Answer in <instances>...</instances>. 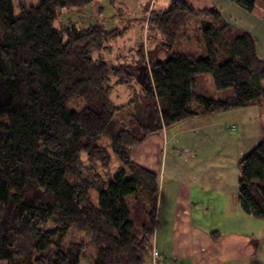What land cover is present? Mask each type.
Masks as SVG:
<instances>
[{"label": "trees", "instance_id": "trees-1", "mask_svg": "<svg viewBox=\"0 0 264 264\" xmlns=\"http://www.w3.org/2000/svg\"><path fill=\"white\" fill-rule=\"evenodd\" d=\"M227 1L248 13L257 4ZM94 2L0 0V264H80L86 252L93 264H149L159 176L132 161V148L187 119L264 110L257 40L217 8L171 0L146 9L163 57L147 56L140 43L115 61H95L92 48L131 26L55 27L61 10ZM193 24L190 53L180 41ZM199 76L209 78L214 95L196 93ZM128 87L139 89L114 104L112 93ZM225 90L233 97L218 98ZM113 155L125 166L114 176ZM239 168L241 208L264 220V141ZM30 188L40 193L36 201H26ZM10 208L13 223L4 228Z\"/></svg>", "mask_w": 264, "mask_h": 264}, {"label": "crops", "instance_id": "crops-1", "mask_svg": "<svg viewBox=\"0 0 264 264\" xmlns=\"http://www.w3.org/2000/svg\"><path fill=\"white\" fill-rule=\"evenodd\" d=\"M191 1L200 10L217 8L242 28L233 18L243 13L229 1ZM115 2L120 15L139 8L138 0ZM256 7L264 10V0ZM204 81L211 90L203 77L196 93L207 96L198 88ZM263 141L264 110L248 107L187 119L132 148V161L159 176L152 243L158 264H264V220L242 210L238 189L240 162Z\"/></svg>", "mask_w": 264, "mask_h": 264}, {"label": "rangeland", "instance_id": "rangeland-1", "mask_svg": "<svg viewBox=\"0 0 264 264\" xmlns=\"http://www.w3.org/2000/svg\"><path fill=\"white\" fill-rule=\"evenodd\" d=\"M115 1V0H114ZM171 0H138L139 8L133 14L128 15H120L118 13L117 8H113L110 5V0H95V2L82 9H73L61 10L60 18L55 22V27H62L69 23H76L78 26H89V25H104L107 29L111 30L116 27L124 28L127 26H131V28L127 31L124 37L119 38L118 40L111 41L106 45H101L99 48H92V55L95 61H99L102 59H108L110 61L117 60L120 56L128 55L130 50L136 49L140 43H143L144 50L147 56H163L162 50L160 51L161 39L158 36L150 33L147 30V18L148 13L145 10L149 9H163L168 7ZM33 0H28V3L31 4ZM116 7V2H115ZM242 11V16H236L233 19L237 20L240 23L241 29L250 32L257 40V52L258 55L264 59V10L257 9L252 13ZM240 28V27H238ZM197 27L195 24L190 25L185 31L184 38L181 39L180 44L185 46L187 52H194V44L197 40L198 33ZM129 60V59H128ZM141 73H139L140 75ZM204 76L197 77V81L202 80ZM209 79V78H207ZM204 85V87H203ZM198 88L201 90H205L207 92V96L214 95L211 90H208L205 86L204 82H198ZM139 88L136 87H128V88H118L116 89L112 95L111 99L116 105H122L131 99L135 94L134 90ZM199 89H197L199 91ZM197 91V92H198ZM221 93V94H220ZM217 95L218 97H223L222 93L228 94L231 98L233 97L232 90H225L224 92H220ZM125 169V166L119 161V159L113 155L112 163H111V174L114 176L119 173L121 170ZM40 193L38 190L34 188H30L27 191L26 201L33 202L38 199ZM93 199L96 200L98 197L97 193H92ZM141 216V214L139 213ZM14 217V209L10 208L8 210L7 221L5 222L4 228L7 225L13 223ZM138 223V222H137ZM141 224L140 222L138 223ZM4 229H2L3 231ZM90 253L86 252L84 258H89ZM6 264V263H4Z\"/></svg>", "mask_w": 264, "mask_h": 264}, {"label": "built area", "instance_id": "built-area-1", "mask_svg": "<svg viewBox=\"0 0 264 264\" xmlns=\"http://www.w3.org/2000/svg\"><path fill=\"white\" fill-rule=\"evenodd\" d=\"M159 257L156 252H153V264H158ZM169 264V263H165Z\"/></svg>", "mask_w": 264, "mask_h": 264}, {"label": "water", "instance_id": "water-1", "mask_svg": "<svg viewBox=\"0 0 264 264\" xmlns=\"http://www.w3.org/2000/svg\"><path fill=\"white\" fill-rule=\"evenodd\" d=\"M136 78H137V80L139 81V79H140V75L136 76Z\"/></svg>", "mask_w": 264, "mask_h": 264}]
</instances>
